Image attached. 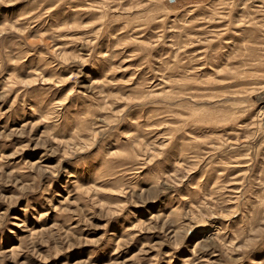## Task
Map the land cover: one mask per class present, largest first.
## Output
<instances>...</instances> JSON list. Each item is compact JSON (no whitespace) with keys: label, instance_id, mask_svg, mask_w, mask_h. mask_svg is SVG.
I'll list each match as a JSON object with an SVG mask.
<instances>
[{"label":"rangeland","instance_id":"1","mask_svg":"<svg viewBox=\"0 0 264 264\" xmlns=\"http://www.w3.org/2000/svg\"><path fill=\"white\" fill-rule=\"evenodd\" d=\"M0 264H264V0H0Z\"/></svg>","mask_w":264,"mask_h":264}]
</instances>
